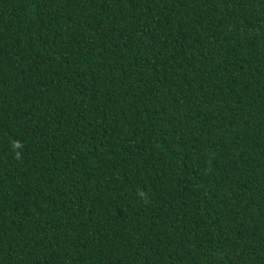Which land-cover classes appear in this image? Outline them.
I'll return each mask as SVG.
<instances>
[{
    "label": "trees",
    "instance_id": "1",
    "mask_svg": "<svg viewBox=\"0 0 264 264\" xmlns=\"http://www.w3.org/2000/svg\"><path fill=\"white\" fill-rule=\"evenodd\" d=\"M0 264H264V0H0Z\"/></svg>",
    "mask_w": 264,
    "mask_h": 264
}]
</instances>
